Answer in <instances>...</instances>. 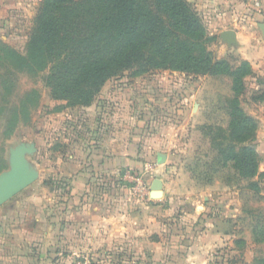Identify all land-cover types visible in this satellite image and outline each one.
I'll list each match as a JSON object with an SVG mask.
<instances>
[{
	"label": "rangeland",
	"instance_id": "obj_1",
	"mask_svg": "<svg viewBox=\"0 0 264 264\" xmlns=\"http://www.w3.org/2000/svg\"><path fill=\"white\" fill-rule=\"evenodd\" d=\"M41 4L42 0H0V48L25 57ZM199 17L204 28L203 44L211 57L226 61L232 68L238 66L244 60L238 46L228 44L220 33H213L212 23ZM254 28L260 29L257 25ZM11 57L0 58V184L18 151L31 181L0 205V264H38V214L43 212L45 217L49 213L57 156L64 158L68 152L76 155L74 149H80L85 138L80 134L91 130L95 123L93 117H83L93 115L92 108L68 107L66 100L51 96L48 67L30 70L20 66L21 60L14 63ZM251 68L254 75L242 79L243 91L237 98L240 108L255 120L258 137L264 135V70ZM134 71L135 67L123 69L109 77L103 93L119 95L126 107L133 109L138 128L148 130L151 138L165 141L159 152L168 156L164 162L152 158L149 165L124 169L132 180L136 175L148 181L162 180V195L152 199L157 201L153 205L157 223L154 234L160 242L151 246L153 253L148 264H247L263 258L264 240L251 237L250 215L244 214L242 208L245 201L246 207L253 210L264 209V201L248 197L244 183L239 177L237 181L232 172H215L214 158L219 149L216 142L222 141L218 134L226 122L219 104L233 95L230 79L169 68H152L139 75H133ZM259 96L263 99L257 100ZM66 113L72 119L80 117L78 123H71L77 127L67 130ZM98 117L96 113V121ZM56 132H60L61 141L67 142L57 144ZM138 152L144 157L143 148ZM258 173L255 178L264 195V171L259 169ZM228 179L232 183L224 181ZM129 186L138 202L147 199L134 191L135 183ZM211 229L217 238L209 239L213 245L206 247L202 245V232L208 234ZM195 254L198 257L192 258ZM122 260L99 264L133 263L127 258Z\"/></svg>",
	"mask_w": 264,
	"mask_h": 264
},
{
	"label": "trees",
	"instance_id": "obj_2",
	"mask_svg": "<svg viewBox=\"0 0 264 264\" xmlns=\"http://www.w3.org/2000/svg\"><path fill=\"white\" fill-rule=\"evenodd\" d=\"M203 39L201 19L187 0H42L25 57L2 47L0 53L2 58L12 56L14 63L21 60L20 66L30 70L48 67L50 94L69 102L68 107L89 106L109 77L133 67V75L169 68L228 77L233 95L219 104L226 122L218 134L222 141L216 142L215 172H232L248 197L264 201L255 178L260 163L257 124L237 98L242 79L254 72L246 60L232 68L212 58ZM242 212L250 215L251 237L264 240V209L253 210L243 201ZM247 264H264V257Z\"/></svg>",
	"mask_w": 264,
	"mask_h": 264
},
{
	"label": "crops",
	"instance_id": "obj_3",
	"mask_svg": "<svg viewBox=\"0 0 264 264\" xmlns=\"http://www.w3.org/2000/svg\"><path fill=\"white\" fill-rule=\"evenodd\" d=\"M187 1L202 18L212 23L213 33L221 35L223 30L232 29L242 58L253 68L264 70V31L254 28V25H264V0ZM254 1L259 5L255 6ZM107 86L102 87L99 102L97 99L89 106L80 107L92 108L93 115L83 117H93L95 124L91 130L80 134L85 138L81 148L74 149L77 154L72 156L68 152L64 158L57 156L49 213L45 217L43 212L38 214V226L41 225L38 264H99L124 261L123 258L148 264L153 253L151 246L160 242L154 234L157 223L153 205L157 201L149 197L153 178L150 181L143 179L148 187V198L138 202L129 186L134 181L124 169L149 165L152 158L157 161V153L165 141L149 137L150 132L145 128L140 130L133 121V109L126 107L119 95L110 91L103 93ZM96 113L101 118L97 121ZM66 114L67 130L77 127L72 124L78 123L80 117L72 119L69 113ZM56 134L57 144L67 142L58 138L60 132ZM255 146L260 158L259 169L264 171V135L256 137ZM140 147L145 151L144 157L138 152ZM79 153L82 154L80 159ZM166 159L168 156L165 155ZM212 231L202 232L205 241L202 245H213L211 240L217 237L211 234ZM25 238L24 244H27L29 240ZM145 249L148 251L144 252ZM80 255H87L88 260H83Z\"/></svg>",
	"mask_w": 264,
	"mask_h": 264
},
{
	"label": "water",
	"instance_id": "obj_4",
	"mask_svg": "<svg viewBox=\"0 0 264 264\" xmlns=\"http://www.w3.org/2000/svg\"><path fill=\"white\" fill-rule=\"evenodd\" d=\"M260 28L264 31V25L261 24ZM221 38L228 44H234L235 32L232 29H227L221 32ZM157 162L162 163L165 161V155L157 153ZM31 181L30 175L26 172L22 153L18 151L12 160V165L9 171L1 178L0 184V205L12 198L16 193L24 189ZM162 195V180L153 178L150 184L149 197L151 199L160 197Z\"/></svg>",
	"mask_w": 264,
	"mask_h": 264
},
{
	"label": "built area",
	"instance_id": "obj_5",
	"mask_svg": "<svg viewBox=\"0 0 264 264\" xmlns=\"http://www.w3.org/2000/svg\"><path fill=\"white\" fill-rule=\"evenodd\" d=\"M254 5L258 6L259 3L257 1H254ZM133 181L135 183V189L134 191L139 195L140 198L144 199L145 197L148 198V187L144 183L141 175H136L133 178ZM80 258L87 261L88 257L87 255H80ZM80 264V262H78Z\"/></svg>",
	"mask_w": 264,
	"mask_h": 264
}]
</instances>
